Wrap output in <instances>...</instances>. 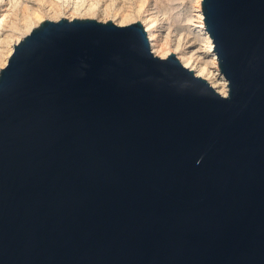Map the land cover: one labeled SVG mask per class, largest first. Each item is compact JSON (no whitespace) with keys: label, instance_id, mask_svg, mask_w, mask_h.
<instances>
[{"label":"water","instance_id":"water-1","mask_svg":"<svg viewBox=\"0 0 264 264\" xmlns=\"http://www.w3.org/2000/svg\"><path fill=\"white\" fill-rule=\"evenodd\" d=\"M223 96L141 22L46 19L0 72V264H264V0H202Z\"/></svg>","mask_w":264,"mask_h":264},{"label":"bare ground","instance_id":"bare-ground-1","mask_svg":"<svg viewBox=\"0 0 264 264\" xmlns=\"http://www.w3.org/2000/svg\"><path fill=\"white\" fill-rule=\"evenodd\" d=\"M34 1L40 4L39 6L50 4L51 7L49 8L48 11L53 12L55 16L52 17H55L58 20L59 18L60 19L67 18L69 20L76 18L95 19L97 13L101 12L104 15L103 17H105V20L103 19L104 22L113 21L114 23L120 26L127 25L129 23H133L136 21H140L142 14L148 11V9H146L148 3L147 0H34ZM199 2H202V0H199ZM21 3L22 0H0V7L2 8V12L0 14L1 16L0 17V62H1L0 72L6 66L10 55L14 51V46L22 39L21 37L22 35L20 34H24L26 36L33 28L38 26L42 21L46 19L43 15L44 12L42 11L43 6L42 7L36 6L38 7L37 9L30 10L26 5L25 6L23 5L24 6L23 11L25 14L24 17L22 16L23 22L21 24H16L14 22L15 24L13 23V27L11 28L12 32L11 31L3 32L2 28L5 20L9 17L10 14L15 15L14 14L16 13L15 11L17 10L18 6ZM102 3H105V7L103 9H102ZM133 3L135 4L134 7H133ZM163 6L161 7L163 8ZM166 8H164V10H166ZM170 9H172V7ZM65 11L70 12L69 15L67 13L68 17H64L66 16V14L63 16V13ZM154 11H156V9ZM154 14H156V12H151V13L147 12V14L142 17V19H144L143 26L148 34L150 46L154 54L161 58H166L170 54H175L185 67L193 70L197 76L206 79L218 92H220L223 96H226L228 94V87H227L228 81L224 77L223 73L219 68L218 59L216 53L214 52L213 41L205 29L203 13L202 12L198 13L197 18L198 21L201 23V25L198 28H196V30L194 31L193 33L194 37H190L189 40L190 45L186 47V45L189 43L188 41H187L188 43L185 42L186 38L174 33L175 38L173 37L174 43H172L173 46L171 45L172 48L169 45V43L171 42V41L169 42V39L171 37V30H168L169 25H167L168 27L166 26L167 24L166 21L170 17L165 18L164 16H161L163 18L159 19L157 16L158 14L157 15ZM33 19H36V21H34ZM158 28L159 29L168 28L166 38L164 37L165 38L164 43H161L158 39V35H157V33L159 32V31L157 32ZM15 33L19 35L16 36L17 37L16 39H14ZM187 37H189V34ZM198 37L201 38L199 40L201 41L202 47L200 46V51L195 52L193 48L195 47L197 41L196 42L193 41L195 39L198 40ZM190 47L192 48V51L189 50L187 51V48ZM197 52H199L200 55L207 54L208 57L209 56L211 57L208 60V62H203L202 61L203 59L198 58V56L196 55Z\"/></svg>","mask_w":264,"mask_h":264},{"label":"rangeland","instance_id":"rangeland-1","mask_svg":"<svg viewBox=\"0 0 264 264\" xmlns=\"http://www.w3.org/2000/svg\"><path fill=\"white\" fill-rule=\"evenodd\" d=\"M148 3H147V6H146V9H148V11H146L145 13L147 14L148 13H151V12H156V14L154 15H157L159 19H162L163 17L161 16H164L165 18H169L166 22V26L169 25V29L168 28H162V29H157V35H158V39L161 43H164L165 41V38H166V35H167V29L168 30H171V37L169 39V45L170 47L172 48L173 44V40L175 38L174 36V33H176L177 35L179 36H183L185 37V42H189L190 40V37H194L193 33L194 31L196 30V28H198L201 23L198 21V13L202 12V7H201V2H199V0H147ZM166 1V2H165ZM170 2V3H169ZM173 2V3H172ZM25 3V4H24ZM30 3V4H29ZM162 3V4H161ZM165 3V4H163ZM172 4V5H171ZM26 5L30 10H35L37 9L38 7L36 6H39L40 4H38L36 1L34 0H22V3L18 6L17 10L15 11L16 13H14L15 15H12L10 14L9 17L5 20L4 22V25H3V32H12V27H13V23L15 22L16 24H21L23 21V17H24V11H23V7ZM164 5V6H163ZM43 6V7H42ZM42 6H39V7H42V11L44 12L43 15L44 17L47 19L50 18V20H58L57 18L55 17H52V16H55L53 12H50L48 11L49 8L51 7L50 4H46V5H42ZM135 6V4L133 3V7ZM153 6V7H152ZM163 6V8L161 7ZM167 8H166V7ZM172 9H170L171 7ZM105 7V3H102V9ZM47 8V9H46ZM164 8H166V10H164ZM156 9V11H154ZM161 9V11H160ZM171 11V12H168L167 11ZM170 9V10H169ZM153 10V11H152ZM20 11V12H19ZM160 11V12H159ZM165 11V12H164ZM2 12V8L0 7V14ZM167 12V13H166ZM69 15V11H65L63 13V16L66 14V16L64 17H68ZM145 13L142 14V17L144 15H146ZM165 13V14H164ZM169 13V15H168ZM160 14V15H159ZM18 15V16H17ZM167 17H166V16ZM23 16V17H22ZM104 15L101 13V12H98L97 15H96V20L98 21H102L104 22L105 20V17H103ZM1 17V16H0ZM140 19V21H136V22H141L143 24V20L144 19ZM21 18V19H20ZM20 19V20H19ZM45 19V20H46ZM60 19V18H59ZM104 19V20H103ZM34 21H36V19H33ZM142 20V21H141ZM20 21V22H19ZM18 22V23H17ZM14 23V24H15ZM135 23V22H133ZM129 24H132V23H129ZM128 25V24H127ZM144 25V24H143ZM168 27V26H167ZM172 27V28H171ZM24 29V28H23ZM18 33V32H17ZM17 33H15V37L14 39H16L17 37L16 36H19ZM17 34V35H16ZM20 34V32H19ZM173 34V35H172ZM189 34V37H187ZM22 35L21 37L23 38L25 35L24 34H20ZM165 37V38H164ZM174 37V38H173ZM164 39V40H163ZM172 39V40H171ZM201 38L198 37V40H194L193 42H196L195 44V47L193 48V50L196 52V51H200V46L202 47V44H201V41L199 40ZM163 40V41H162ZM200 41V42H199ZM159 42V43H160ZM187 42V43H188ZM199 42V43H198ZM172 45V46H171ZM190 45V42L186 45V47H188ZM186 49V48H185ZM192 51V48H187V51ZM196 55L198 56V58L200 59H203L202 61L203 62H208V60L210 59L211 56L208 57L207 54H201L199 52L196 53ZM206 56V57H204ZM206 58V59H205ZM205 59V60H204ZM1 64V62H0ZM1 67V66H0Z\"/></svg>","mask_w":264,"mask_h":264}]
</instances>
